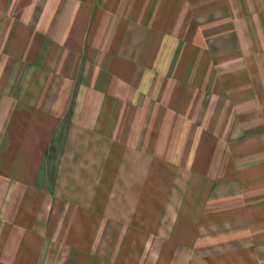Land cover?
<instances>
[{"label": "crops", "instance_id": "crops-1", "mask_svg": "<svg viewBox=\"0 0 264 264\" xmlns=\"http://www.w3.org/2000/svg\"><path fill=\"white\" fill-rule=\"evenodd\" d=\"M0 264H264V0H0Z\"/></svg>", "mask_w": 264, "mask_h": 264}]
</instances>
